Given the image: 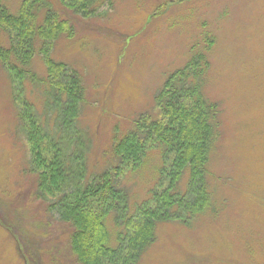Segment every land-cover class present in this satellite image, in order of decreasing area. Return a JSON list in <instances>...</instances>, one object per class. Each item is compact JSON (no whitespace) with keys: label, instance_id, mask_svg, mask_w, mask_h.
<instances>
[{"label":"rangeland","instance_id":"374dc122","mask_svg":"<svg viewBox=\"0 0 264 264\" xmlns=\"http://www.w3.org/2000/svg\"><path fill=\"white\" fill-rule=\"evenodd\" d=\"M22 1L4 3L16 14ZM49 1L75 26L52 58L80 74L84 102L75 128L66 129L45 93L40 44L30 68L35 81L25 73L24 84H15L0 63V264H79L73 229L49 209L31 171L23 104L33 103L66 165L77 171L75 154L84 159L86 182L118 166L113 143L141 115L159 113L158 93L193 49L210 60L204 92L222 117L208 165L211 206L189 226H161L139 264H264V0H103L90 18ZM160 150L149 152L140 172L120 177L131 211L158 184Z\"/></svg>","mask_w":264,"mask_h":264},{"label":"trees","instance_id":"16d2710c","mask_svg":"<svg viewBox=\"0 0 264 264\" xmlns=\"http://www.w3.org/2000/svg\"><path fill=\"white\" fill-rule=\"evenodd\" d=\"M57 1L61 8L90 18L98 14L103 0ZM8 7L0 0V35L8 42L6 46L0 43V63L15 84H24L25 73L35 81L38 77L30 68L40 44L47 68L45 93L58 105L65 128H75L84 102L82 79L77 70L52 58V50L63 36L74 37L75 26L49 0H23L19 9L13 10H18L16 14ZM192 51L186 66L174 72L158 93L159 113L141 115L134 129L113 143L112 155L118 166L86 182L82 181L84 159L75 154L77 171L66 165L59 144L33 114V103L23 104L21 118L31 171L40 194L49 200V209L73 229L71 250L79 264H139L157 242L161 226L169 222L189 226L210 208L208 165L220 138L222 117L220 105L204 92L210 60L206 52ZM155 147L162 149L158 184L149 199L131 211L120 177L140 172ZM20 243L26 252L27 245Z\"/></svg>","mask_w":264,"mask_h":264}]
</instances>
